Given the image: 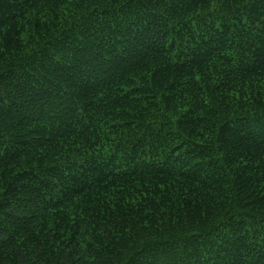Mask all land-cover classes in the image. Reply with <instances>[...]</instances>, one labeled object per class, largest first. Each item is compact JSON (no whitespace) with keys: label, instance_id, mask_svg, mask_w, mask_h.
<instances>
[{"label":"trees","instance_id":"1","mask_svg":"<svg viewBox=\"0 0 264 264\" xmlns=\"http://www.w3.org/2000/svg\"><path fill=\"white\" fill-rule=\"evenodd\" d=\"M0 264H264V0H0Z\"/></svg>","mask_w":264,"mask_h":264}]
</instances>
